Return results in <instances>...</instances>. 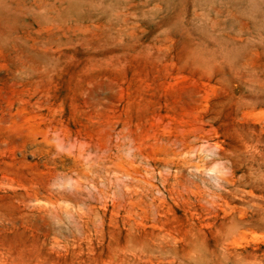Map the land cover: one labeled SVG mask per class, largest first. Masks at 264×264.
I'll use <instances>...</instances> for the list:
<instances>
[{
  "label": "rangeland",
  "instance_id": "374dc122",
  "mask_svg": "<svg viewBox=\"0 0 264 264\" xmlns=\"http://www.w3.org/2000/svg\"><path fill=\"white\" fill-rule=\"evenodd\" d=\"M0 264H264V0H0Z\"/></svg>",
  "mask_w": 264,
  "mask_h": 264
}]
</instances>
